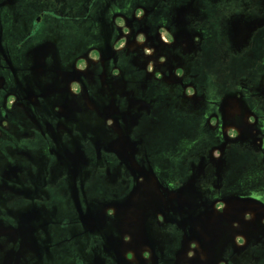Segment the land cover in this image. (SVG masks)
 <instances>
[{
	"label": "flooded vegetation",
	"instance_id": "flooded-vegetation-1",
	"mask_svg": "<svg viewBox=\"0 0 264 264\" xmlns=\"http://www.w3.org/2000/svg\"><path fill=\"white\" fill-rule=\"evenodd\" d=\"M208 8L230 40L264 24V0H0V264H133L132 255L135 264H191L187 255L194 264H264L263 174L247 172H264V111L208 101L214 141L178 154L180 169L152 162L136 133L162 90L200 100L185 71ZM155 41L161 47L149 51ZM257 94L264 100V87ZM226 107L237 112L224 121ZM87 121L98 132L78 141ZM235 142L257 156L233 177L225 151ZM55 160L74 177L59 178L61 188L47 186ZM80 163L116 166L124 190L94 186L83 201ZM104 193L112 200L97 204ZM54 199L71 211L58 215ZM233 201L241 215L217 219Z\"/></svg>",
	"mask_w": 264,
	"mask_h": 264
},
{
	"label": "rangeland",
	"instance_id": "rangeland-1",
	"mask_svg": "<svg viewBox=\"0 0 264 264\" xmlns=\"http://www.w3.org/2000/svg\"><path fill=\"white\" fill-rule=\"evenodd\" d=\"M239 7L240 11L245 14H251V10L248 7ZM227 12L225 8L221 15ZM205 14L203 41L195 55L189 58L185 71L194 75L193 82L199 89L200 100H184L182 96L175 95L172 88L164 89L156 102L152 104L150 114L136 129L137 135L142 138L141 146L147 157L152 162L169 169H180L183 166V159L179 158L178 154L183 153L194 145L200 151L205 150L204 148L214 141L213 130L209 128L210 121L206 116L213 111L208 101H215L214 106L216 107L217 105L229 103L231 100H236L240 104L239 106L250 114L264 111V100L259 94L254 95L257 90H261L264 87V24L250 31L249 36L246 38L235 37L230 40L226 29L220 23L218 9L208 8ZM45 31H41L40 34L44 36L47 33ZM127 32L128 30L124 28L123 44L129 45L130 50L132 45H130L131 42ZM163 36L167 38L166 35ZM142 39L141 37L138 38L139 41ZM155 39L157 38L154 37ZM153 44V48L148 46L149 51H154V48L161 47L159 42L155 41ZM193 103L196 105L197 110H192V108L188 107L189 104L193 105ZM236 110V108L234 110L227 107L223 108L221 113L222 118L225 119L224 121L229 119L234 112H237ZM234 120L236 121L237 118ZM98 126L103 127L100 124ZM234 127L228 126L226 128L235 130ZM88 128L90 131H88ZM238 131L242 134L241 129ZM96 132H98V129L87 121L78 130L76 139L81 142H87L86 134ZM248 148L238 142L229 144L225 153L231 176L242 175V166L249 165L257 156L254 150ZM55 161L54 164L47 166L49 177L47 186L52 188L58 186L61 188L59 178L65 176L71 182L74 177L69 172H66L58 160ZM79 168L78 176L82 181V185L85 186L83 201H90L94 198V186L117 183L120 191L124 190L125 175L116 166L106 171L101 164L84 165L80 163ZM31 172L36 174L35 170H31ZM247 172L250 177H255L258 173L263 174L260 185L264 186V172L253 171L254 173H252L248 170ZM54 197L58 198L59 194ZM77 198L80 199V196ZM77 198L74 197V201ZM49 199L48 197L43 199V201L47 202ZM94 200L101 205L106 201L112 200V196L104 193V196L101 198L96 197ZM233 202L237 207H223L220 211H216V214H219L217 219L222 216L220 214L241 215L242 211L239 209L241 202ZM53 205L58 215L62 212L71 211L69 205H58L55 199ZM251 205L250 203V208L252 209ZM232 209L236 212L229 213V210ZM127 258L131 263H136L133 255L131 257L127 256ZM44 260L46 261L41 262L39 260L40 264L68 263L66 259L61 262L49 258ZM186 261L191 264L197 263L198 256L187 255ZM35 262L38 263L37 260L33 261V263Z\"/></svg>",
	"mask_w": 264,
	"mask_h": 264
}]
</instances>
